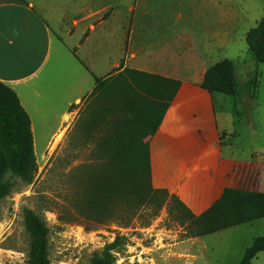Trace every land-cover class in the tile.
Here are the masks:
<instances>
[{"label":"rangeland","instance_id":"1","mask_svg":"<svg viewBox=\"0 0 264 264\" xmlns=\"http://www.w3.org/2000/svg\"><path fill=\"white\" fill-rule=\"evenodd\" d=\"M56 3L58 8L69 3L75 5V10L77 6L82 9V13L94 11L90 21L95 20L97 30L83 48L87 53L91 50L92 56L86 58L82 53L74 56L75 48L72 52L67 49L78 39L82 28L79 25L65 39L62 52L58 49L53 54L50 65L34 83L40 95L30 98L33 104L28 113L36 169L31 183L15 178L9 194L0 199V264L26 263L28 235L23 223L24 209L34 211L48 227L51 264H91L93 254L100 253L116 236H120V243L112 251L114 264H237L249 240L264 237V220L252 227L244 225L192 237L189 215L181 212L167 193L166 198L153 200L132 217L128 207L121 203L112 207V217L93 221L84 197L91 181L99 179L109 168L95 143L101 137L100 128L88 132L87 126L82 125L87 105L84 97L94 84V76H103L102 71L108 66L96 46L98 39H103L104 26L100 23L103 19L134 17L137 29L146 26L150 34L173 40L175 48L171 52L176 53L177 61L186 38L198 44L207 32H220L222 24V40H214L218 45L214 57L235 63L237 97L246 99L245 111L242 103L238 104V109L246 114L233 127L238 132L233 142L246 146L244 156L249 154L247 146H264V63L254 59L245 41L247 31L264 19V0H57ZM65 22L70 24L69 19ZM112 27L117 26L113 23ZM116 52L114 48L111 50L113 59ZM81 94L85 95L75 102ZM221 96L227 100L233 97ZM250 131L255 133L251 135ZM252 264H264V251L253 258Z\"/></svg>","mask_w":264,"mask_h":264},{"label":"crops","instance_id":"2","mask_svg":"<svg viewBox=\"0 0 264 264\" xmlns=\"http://www.w3.org/2000/svg\"><path fill=\"white\" fill-rule=\"evenodd\" d=\"M56 2L0 0V81L16 93L28 115L33 104L30 98L40 95L34 87L36 79L50 65L53 54L58 49L62 52L65 39L79 25V37L67 49L72 52L75 48L74 56H92L91 50L87 53L83 48L97 30L95 20L90 21L94 11L82 13V9L77 6L75 10V5L69 3L58 8ZM68 19L70 24L65 22ZM115 19L110 16L100 22L104 34L96 46L108 66L103 76L97 77L127 67L180 81L159 128L146 138L152 186L176 196L194 215L212 206L225 188L264 193V146L251 144L247 146L249 154L244 156L246 146L233 142L238 136L233 127L246 114L238 104L242 103L245 111L246 99L237 97L238 88L233 96L236 99L231 96L227 100L221 96L225 94L209 93L201 87L206 69L222 60L214 57L218 50L214 40H222V24L220 32H207L198 44L186 38L177 61L176 53L171 52L175 48L173 40L150 34L146 26L137 29L134 17ZM113 23L117 27H112ZM113 48L117 51L114 59ZM234 73L237 79L235 63ZM85 94L76 96L75 102ZM262 220L264 217L228 228L252 227Z\"/></svg>","mask_w":264,"mask_h":264},{"label":"trees","instance_id":"3","mask_svg":"<svg viewBox=\"0 0 264 264\" xmlns=\"http://www.w3.org/2000/svg\"><path fill=\"white\" fill-rule=\"evenodd\" d=\"M245 41L254 59L264 63V19L247 31ZM179 87V80L127 67L106 77L94 76V86L84 97L87 105L82 125L87 126L88 132L100 128L101 137L95 143L109 169L91 181L84 197L93 221L112 217V207L121 203L128 207L132 217L141 207L168 196L165 189L152 186L146 138L159 128ZM201 87L209 93L236 96L234 62L222 59L210 65ZM35 169L31 120L16 93L0 81V199L9 194L15 178L31 183ZM171 197L181 212L189 215L192 237L264 217V193L225 188L219 199L200 215L192 214L176 196ZM89 216L84 214L85 218ZM23 223L28 235L25 264H51L49 230L44 220L31 209H24ZM119 239L116 236L100 253H94L91 264H114L112 251ZM262 251L264 237H254L237 264H252Z\"/></svg>","mask_w":264,"mask_h":264},{"label":"bare ground","instance_id":"4","mask_svg":"<svg viewBox=\"0 0 264 264\" xmlns=\"http://www.w3.org/2000/svg\"><path fill=\"white\" fill-rule=\"evenodd\" d=\"M68 116H67V114H65V118H67Z\"/></svg>","mask_w":264,"mask_h":264}]
</instances>
